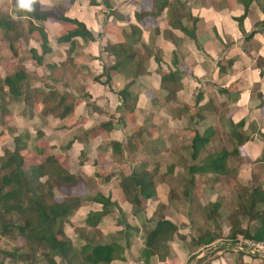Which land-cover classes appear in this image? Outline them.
I'll return each instance as SVG.
<instances>
[{"label":"crops","instance_id":"1","mask_svg":"<svg viewBox=\"0 0 264 264\" xmlns=\"http://www.w3.org/2000/svg\"><path fill=\"white\" fill-rule=\"evenodd\" d=\"M72 1V5L69 0L38 2L39 10L47 16L44 21L16 17L22 32L15 41L14 57L20 58L29 48L40 51L34 37L39 31L45 35L46 51L41 65L11 63L28 75L30 84L35 83L31 86L34 91L65 92L73 99L71 115L62 120L43 112L42 103L34 98L31 113L23 116L30 141L25 157L34 158L30 165L52 155L58 166L77 180L68 189H54L61 196L54 200L60 202L63 196L78 199L74 191L77 185L89 196L68 217L71 227L66 238L77 250L86 243L118 246L122 251L109 264H264V255H253L225 242L230 225H221L220 238L207 248L193 246L191 241L212 231L205 217L207 204L220 199V216L227 221L225 217L239 211L252 188L264 189V27L260 26L264 16L259 6H251L238 26L236 19L243 13L233 0H168L177 10V2L189 10L191 20L181 22L187 36L168 30L162 18L134 19V14L150 11L152 0ZM4 3H8V15L13 18L11 1L0 0V7ZM61 15L83 23L94 42L77 38L71 49L69 42H56L73 29L57 19ZM29 22L38 31H29ZM133 26L136 34L132 36ZM23 40L28 42L25 49ZM119 43L134 52L131 64L121 73L108 70L114 61L102 52L103 44ZM43 66L46 74L42 77L31 73L43 70ZM49 67L60 79L56 84L45 79ZM161 76H171L172 80L161 81ZM122 91L126 101L119 95ZM21 103L10 105L20 111ZM209 108L216 110V119L204 113ZM186 117L195 119L202 132L214 124L219 126L205 147L208 155L236 149L237 155L227 161L225 177L189 174L190 141L201 130L187 124ZM107 122L109 129L100 127ZM12 127L18 128L16 124ZM116 144L121 145V160L111 153ZM203 156L201 153L199 158ZM161 168L171 175L165 181H159ZM139 170L152 175V186L146 198L139 196L138 207H130L118 186L124 175ZM78 173L86 178L76 177ZM101 176L103 182H99ZM95 193L114 207L89 225L85 221L90 212L96 215L102 208L92 200ZM115 217L120 219L116 226ZM161 218L173 224L175 232L164 244L162 260L156 255L145 259L141 256L144 232ZM237 221L241 229L247 227L241 214ZM78 223L84 224L86 232L73 230L72 224Z\"/></svg>","mask_w":264,"mask_h":264},{"label":"trees","instance_id":"2","mask_svg":"<svg viewBox=\"0 0 264 264\" xmlns=\"http://www.w3.org/2000/svg\"><path fill=\"white\" fill-rule=\"evenodd\" d=\"M10 13L13 18L8 15V3H4L0 9V36L10 38L8 40V49L12 55L16 53L15 41L19 38L22 32V25L18 19L29 18L35 21H44L46 14L38 8V3L35 5V11L26 12L17 8L16 0H10ZM72 5L73 1L69 0ZM235 4L241 7L243 15L236 19L238 26L241 25L242 19L245 17L248 9L253 6H259L264 16V0H233ZM178 3L176 9L175 3L170 4L168 0H152V6L148 13L134 14V19L139 21L141 18H162L168 30L177 31L183 35L189 36V32L181 24L182 20L186 22L191 20L189 10H184V3ZM7 5V6H6ZM115 16L114 12L110 13ZM60 21L72 25L73 29L56 39V42H69L73 45L74 39L80 38L86 41L94 42V37L87 30L85 25L74 19H69L65 16L57 18ZM195 20L192 21L194 23ZM264 27V22L260 25ZM30 29L38 28L28 23ZM136 27L130 28L131 35H135ZM12 32L15 37H12ZM39 36L42 40L40 43V51L29 48L27 51L30 58L35 64H42V53L46 51L45 35L39 31ZM106 51L113 59V64L108 70L122 72V70L131 64L133 50L124 45L116 44L109 47L102 45V52ZM171 76H161V81H168ZM51 84H56L60 81L52 69L48 68V75L45 78ZM172 80V78H171ZM27 74L18 70L12 74H6L0 78V116L5 121L9 116L10 104H17L23 99L22 96H31L38 99L42 103L43 112L48 113L53 118L62 120L71 115L73 109L72 96L65 92L58 93L52 90L49 93H40L34 90H29L27 94L22 93V86L28 82ZM97 81V79H96ZM64 87V86H63ZM120 93L123 101H126L127 95ZM6 96V98L4 97ZM18 105V104H17ZM6 122V121H5ZM109 122L101 124L100 127H107ZM108 128V127H107ZM9 136L15 134V129L8 127ZM109 129V128H108ZM14 132V133H13ZM213 130L207 129L201 133H194L189 149L190 160L188 171L190 175L196 174H211L218 177H225L228 174L227 161L230 157L237 155L234 148L231 152L220 151L205 155L199 158L201 151L205 149L212 138ZM30 141L24 136H12L13 151L9 152L5 149L0 156V239L6 241L7 249L0 250L2 259L7 258L10 264H27L33 261L38 255L39 249L42 247V255H47L45 264H56L53 258L59 259L57 264L72 261L75 264H109L117 259L122 250L118 246L107 244L98 245L89 243L84 244L78 250L73 247V243L65 235H69L68 231L71 227L68 223V217L74 210L78 208L79 200L74 197L63 196L60 202L54 200L52 189L70 188L77 180L73 175L63 171L52 155H49L41 163L30 165L25 162V151ZM32 144V143H31ZM121 145L116 144L111 146V153L121 160ZM116 157V158H117ZM117 163L121 164V161ZM142 177V178H141ZM152 184L148 183V179L141 173L136 174L131 172L124 175L119 183L124 201L130 207L139 206V196L146 198ZM90 193V190L88 191ZM95 193L93 201L99 203L102 208L98 214L90 212L87 217V224L94 225L98 218L108 209H112L114 204H111L107 199L98 196ZM218 205L209 203L204 207L206 220L217 219ZM94 214V215H93ZM241 214L244 220H247V227L240 228L237 221V216ZM98 217V218H95ZM214 217V218H213ZM94 220H89V219ZM230 223V230L226 232L225 242L236 244L238 239L236 235L241 236L244 240L262 241L264 240V189L260 187L252 188L247 197L240 205L239 211L227 218ZM216 229L207 231L199 235L196 239L191 240L193 246L209 247L215 240L220 238L217 221ZM252 225H255L254 227ZM253 227V228H252ZM252 228L251 230H249ZM176 227L170 222L161 219L155 221L154 226L144 232L143 237V252L142 257L148 258L152 255L160 256L162 260L164 254L161 252L164 249V244L171 239ZM23 240L22 245L17 246V240ZM80 239V238H79ZM76 239L74 242H77ZM0 258V264L2 259Z\"/></svg>","mask_w":264,"mask_h":264},{"label":"rangeland","instance_id":"3","mask_svg":"<svg viewBox=\"0 0 264 264\" xmlns=\"http://www.w3.org/2000/svg\"><path fill=\"white\" fill-rule=\"evenodd\" d=\"M215 1H217V0H208L209 3L210 2H213L214 3ZM0 10H1V12H4V10H2V9H0ZM11 35H12V37H15V33L14 32H12ZM0 37L3 38L2 36H0ZM34 37L38 38L35 41H37L36 43H38L40 45V43H42V40H41L39 34H37V33L34 34ZM2 40H3L2 42L0 41L1 42V44H0V76L6 75V74H11V73H14L15 71L21 70V69H14L12 67L13 65H11L12 62H15L14 64L16 66H23L24 64H28L30 62V64L33 67H35L36 64L30 58V56H29V54L27 52L28 49H25L26 48L25 46H28V44H27L28 42H26L27 40H23V45L22 46L24 47V49L26 51L24 50L23 52H21L20 58L19 57H16V56L14 57V55H12V53H10V51L8 49V40H10V38H7V39L6 38H3ZM16 54H17V49H16L15 55ZM44 54L45 53H42V56H44ZM15 59L17 61H14ZM44 62L46 64H49V60H47V59H45ZM42 68H44V69L41 70V68H40V69H35L34 71L31 70V73L32 74L33 73L39 74V77H42L43 75L46 74V72H45V66H43ZM93 70L95 71V68H93ZM34 84L35 83H33V82H31V84L29 82L24 83L23 86H22V93L27 94L29 90H35L34 88H31V86L34 85ZM4 97L6 98V96H4ZM23 98H24V100L21 101L23 104L21 103V107L22 108H21L20 111L17 109V107L16 108L13 107V105H9L8 106V108H9V116L7 117V119H5V121L7 120L6 122L4 120H2L1 119V116H0V156L2 155V153H3V151L5 149H7L9 152L13 151L12 136H22L23 135L24 138H25L26 137V133H28V131H26V127L24 125L25 124V118L23 116L24 115H27L29 112L31 113V110H32L31 109L32 108V104H31L32 97L31 96L26 97V95H24V97L22 96L21 99H23ZM181 106H182V104H181ZM38 108H39V106L37 107V109ZM10 109H11L12 112H10ZM37 109H35V111ZM42 110H43V107H42ZM195 110L197 111V109H195ZM192 112H195V111H192ZM204 113H206V116H208L210 118H213V119H216V117H217L216 116V114H217L216 110L213 111L210 108L204 110ZM193 115H195V113H192V116ZM185 121H186L187 124L192 125V127H196L198 130H201V128L197 127L198 125L196 124L195 119H190L189 120L186 117ZM193 121H195L194 124L192 123ZM12 124L13 125L16 124V126H18V128H16V129L13 128L12 127ZM183 124H185V122H183ZM8 127L15 129V134H12V136H9L10 132L7 129ZM227 128L225 127L223 129L227 130ZM209 129H211L213 131L215 130V132H217V130L219 129V126H217V125L214 124V126H210ZM201 132H202V130H201ZM34 133H31V137L32 138L35 136ZM142 139H145V137L142 136ZM142 139H141V142L143 141ZM212 145H213V143H212ZM207 151H208V149L205 148L204 150L201 151V153L202 154H205V155H208L207 154ZM24 154H26V153H24ZM203 157H201V158H203ZM25 162L28 165V163L30 164L31 162H34V158L25 157ZM149 162H150V160H149ZM234 163H235V159L231 161V164H234ZM111 169L112 168H109V170H111ZM162 170H163V168L160 169V173H162V174L159 177V181H160V179H161V181H165L168 177L171 176L168 172H166V170H164V171H162ZM135 173L136 174L141 173L143 176H145V178L148 179V183H150L152 181L151 180L152 175L150 173H148V172H144V171H140L139 170L138 172L135 171ZM76 177H79V178L82 177L83 180H84V178H86V176L84 175V173H78V175H76ZM99 182H103V177L102 176L99 178ZM205 186H206V184L203 185V189L204 190H206V187ZM198 187H200V186H198ZM193 188L195 189V186H193ZM52 191L55 193V198L54 199H57L58 200V199L61 198V196L59 195V192H57L56 190H53V189H52ZM74 191L76 193V196H77L79 202L83 205L84 203L82 201H83V199H85V196L86 197H89L88 195H86L84 188L82 186L77 185V186L74 187ZM197 193H199V192H196L195 194H197ZM195 197L196 196H194V199H195ZM86 200H88V198H86ZM216 200H217L216 204L220 206V204H219V202L221 203L220 199H216ZM213 203H214V201H213ZM136 210H138V208ZM216 215H217V219L215 220V218L213 217L214 220H211L212 219V217H211L210 220L208 219V221H209L208 223L210 224L209 225L210 228H212V230H215L216 229V224L214 225V221H217V226H218L217 228H218V230L220 232L221 230H223V229H221V225L222 226L223 225L227 226V225H230V223L228 221H226V220L222 221L223 219L220 216L219 210L217 211ZM231 215H232V213H230V216ZM228 217L229 216L227 215L225 218H228ZM135 218H136V216H135ZM116 221H120V219H118V217L117 218L116 217L114 218L113 224L115 226L117 225L115 223ZM222 222H224V223H222ZM72 225H73V228H74L73 230L74 231H77L78 230V231H81V232H86V230L84 229V226H83L84 224L83 223L72 224ZM22 243H23V240H21V239L16 241V245L17 246L22 245ZM96 243H101V242L96 241ZM7 245L8 244L6 243V241L0 239V250L7 249ZM42 250L45 251V249L43 247L41 249H39L38 255L35 257V259H33L32 262L27 263V264H45L46 262H48L47 261V255H42ZM162 254H164V256H163V258H164L165 255H166L165 250L161 252V257H162ZM1 257H2V254L0 253V258ZM159 257L156 256V258H157L158 261H159ZM166 257H168V254H167ZM2 260L3 261H2L1 264H10V262L8 261L7 258H3ZM55 261L58 262L57 259ZM63 264H75V263H73L72 261H69L68 263L64 262Z\"/></svg>","mask_w":264,"mask_h":264},{"label":"built area","instance_id":"4","mask_svg":"<svg viewBox=\"0 0 264 264\" xmlns=\"http://www.w3.org/2000/svg\"><path fill=\"white\" fill-rule=\"evenodd\" d=\"M236 246L241 249L249 251L253 255H264V240L252 241V240H239Z\"/></svg>","mask_w":264,"mask_h":264},{"label":"clouds","instance_id":"5","mask_svg":"<svg viewBox=\"0 0 264 264\" xmlns=\"http://www.w3.org/2000/svg\"><path fill=\"white\" fill-rule=\"evenodd\" d=\"M42 0H16L17 8L26 12L35 11V5Z\"/></svg>","mask_w":264,"mask_h":264}]
</instances>
